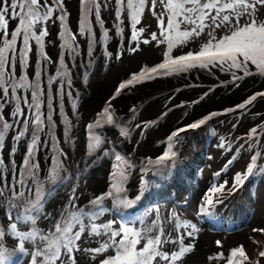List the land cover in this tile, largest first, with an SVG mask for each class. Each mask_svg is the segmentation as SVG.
<instances>
[{
    "label": "bare ground",
    "instance_id": "bare-ground-1",
    "mask_svg": "<svg viewBox=\"0 0 264 264\" xmlns=\"http://www.w3.org/2000/svg\"><path fill=\"white\" fill-rule=\"evenodd\" d=\"M44 2L45 0H39L40 4H44ZM86 2L94 12V5L98 0H86ZM182 2L183 0H157L156 6L153 8L151 0H145L144 11L140 13V23L136 27L145 29L139 39L142 41L147 38L149 43H139L138 50L135 52L130 50L137 46V43L130 39L132 15L128 16L124 13H134L139 5V0H123L120 6V18L123 20V24L119 27L115 15V0H112L107 8H101L103 27L100 26L95 15L90 13L88 19L91 34L85 32L81 35L79 31L84 16V5L81 0H63V11L66 15L62 22L57 19L61 13L55 9L49 20L33 21L31 30L36 31L37 34L43 29L48 32V35L44 37L42 51L49 59H44L35 40L30 39L31 51L28 55L27 67L22 68L17 60L15 75L17 79L27 76L28 86L18 89L17 94L27 97L31 102L32 86L37 83L36 73H40L38 90L42 92L39 104L40 112L43 113L41 117L43 124L37 131L39 137L37 148L33 157L29 158L31 163L38 164L39 168L33 169L37 179L30 190L26 185L17 186L18 189L19 187L25 189L21 192H25L26 196L14 198L13 203L20 198L28 204L18 210L21 215L24 209L37 202L36 192L39 189V199L43 201L45 211L37 218L36 224H20L18 230L34 231L35 240L40 241L42 234L47 235L49 239L41 242L45 247H49L51 240L56 238L58 233L48 230L52 229L58 220L63 224L74 223L72 216L79 213V209L82 208V206L80 208L81 204L101 197L106 190L115 194L111 185L116 182L117 178L110 177L113 171L122 170L125 173L120 180L124 189L123 198L136 200L135 197L141 192L142 182L143 184L148 182L150 177L158 173V168L163 167V162L167 159L162 160L159 164L156 161L168 151V145L176 139L183 141L187 134H192L197 129H187L179 133L180 138L172 137L170 140L171 134L202 118H205V124L199 127L198 131L204 137L220 136L225 141L231 137L233 141H236L238 137L245 136V139L242 140H246L247 137L254 134L251 131L254 126L257 129L256 132L264 134V72H261L250 62L248 75L239 69L220 71L219 67L211 66L207 69L195 67L186 73L171 75H162L165 70H159L152 74L155 78L142 77V82L122 90L118 97L110 104H106L109 97L115 93L119 83L131 79L133 74L138 75L144 68L155 67L164 61L168 43L166 37L176 38L180 32L190 31L194 27L190 22L181 23L178 27H168L170 16L178 21L186 14L184 9L194 8L195 10L198 7L191 3H185L183 9L170 8L167 5L168 3ZM203 2L204 0H201V3ZM47 3L51 6L53 0H47ZM219 3L223 5L221 0ZM18 11L20 10L18 9ZM160 14H163L164 35H161ZM188 14L195 18V11ZM256 14L258 19L264 20V6H259L256 9ZM229 15L232 19L235 18L232 9H229ZM247 19L246 15L242 16L241 23ZM210 22V18L204 20L205 24ZM17 27H23L18 23V18L10 19L7 39H11V33ZM120 27L123 28L122 36L118 34ZM105 29L109 32L107 37L103 36ZM169 29L170 32H168ZM3 31L0 28V35H3ZM226 31V28H217V39L222 37ZM153 32L157 34L158 40L163 41L162 43L158 44L157 41L151 40ZM207 33L208 28H205L199 36L193 35L187 43L183 45L176 43L171 52L172 58L184 55L189 51L194 53L198 51L202 43L208 39ZM22 36L23 31L15 44L17 55L22 47ZM93 38L95 43H93ZM66 42L69 47H65ZM105 52L111 53V56L105 55ZM8 56L11 60V50H9ZM5 71L7 73V66ZM58 72H63V77L58 76ZM233 72L240 78L233 79ZM5 78L7 79V75ZM61 79L64 81L63 95H61L60 88ZM68 80H71L70 89ZM69 91L72 93L71 96L67 94ZM0 95H3L2 88H0ZM253 95L256 96V99L246 105ZM49 99H51V108L48 107ZM8 100L9 103L5 104L3 110L4 119L0 120V124L11 121L13 134L6 141L3 150L0 151V160L4 161L3 164H0L2 181L11 180V169L13 168L16 169L17 177H20L26 166L22 162L27 156V149L31 143L30 137L37 128L32 118V110L28 109L21 101V109L24 116L28 118L29 127L25 136L16 141L15 136L18 132L24 131V118L10 117V112L14 110L11 102V89ZM73 103L76 105L75 108L72 107ZM242 103L246 105V108L242 110L244 114L240 116L236 112L241 109L237 106ZM259 105L261 107H257ZM104 107H109L118 117V125L107 130L108 137H102L101 131L98 129L104 121L101 120L104 115L102 112ZM133 108L135 110L130 111ZM211 113H216V115L209 119ZM48 115L52 117L51 122L47 119ZM89 124L93 125L91 129L87 127ZM122 128L128 129L127 136L121 135ZM93 137H98L100 144L94 150L89 151L88 145L94 143ZM261 137L264 138V135ZM184 144L187 146L190 142L186 141ZM55 148L60 152L56 157H54ZM11 149H15V153H12ZM105 150L110 156L107 161H111L112 165L105 166L96 172L98 169L88 166L91 162L86 158L95 160L101 157ZM188 151L190 152L189 148ZM173 152L178 153V151ZM116 154L121 155V161L115 160ZM186 154L188 152H185L184 156ZM175 156L169 154V158ZM179 157L181 158L180 155ZM113 165L116 167L114 168ZM54 172L81 173L83 182L73 190L72 186L75 184L73 178H69L66 183L62 184L49 180L48 177ZM32 179L31 177L29 182ZM143 191L142 197H147L149 193H146V187ZM153 191L155 190L153 189ZM228 195L223 198L227 199ZM28 196L32 197L31 201L28 200ZM70 198L73 201L72 204H69ZM263 198L264 194H261L260 201L254 206L257 212L253 223L260 226L257 228V232L253 233L254 240L249 238L248 231L232 236H218L206 231L200 232L198 229L191 239L196 243V250L186 259L178 261L177 264H218L217 259L210 260L209 257H215L221 252V258L228 260L224 257L236 247L245 248L253 260L264 258L261 255L264 251ZM239 204L242 205L243 202ZM4 208L3 226L7 227V224L12 222L9 219L11 208ZM160 213L158 217H160ZM81 218L85 224H88L83 216ZM159 220L163 222V228L166 226L172 232L175 219L167 221L159 218ZM108 222H113V227L119 225L112 217L103 223ZM75 230L74 228L73 231ZM87 232L88 235L85 231L81 234V239L76 242L80 248H88L91 244L88 241L91 235L88 230ZM153 234L156 235V231L150 233L149 236ZM218 238L221 243H217ZM6 241L9 246L16 244V239H6ZM26 246L28 247L27 243ZM169 250L172 251V248L170 247ZM109 252L111 250L104 252L103 256ZM63 253L64 249L61 248V260L65 259ZM73 256L76 258L77 264L97 263V259H91V255L86 252L74 251ZM240 262L238 261L236 264H240ZM25 264H31L29 257Z\"/></svg>",
    "mask_w": 264,
    "mask_h": 264
},
{
    "label": "snow or ice",
    "instance_id": "snow-or-ice-1",
    "mask_svg": "<svg viewBox=\"0 0 264 264\" xmlns=\"http://www.w3.org/2000/svg\"><path fill=\"white\" fill-rule=\"evenodd\" d=\"M157 0H151V5L153 8L156 6ZM82 5H84V16L81 22L80 34L83 35L85 32L91 34V29L89 27V14L92 13L95 15L97 21L100 26L103 27L104 21L101 18V8H107L112 0H98V2L94 5L93 9L88 6L86 0H81ZM123 3V0H115V15L119 25L123 24V20L120 18V6ZM185 3L195 4L198 7L194 10L192 8L184 9L185 15L179 20L176 21L172 16L168 19V27H178L179 24L190 22L194 27L191 30H185L178 34L176 38L171 36L166 37L167 43V52L165 53V59L162 63H159L155 67L144 68L139 74H133L131 79L119 83L115 93L109 97V100L106 101V104H110L112 100L118 97L121 94V91L128 88L129 86H133L135 83L142 82L141 78H155L152 74L157 73L159 70H165L162 75H171L173 73H186L190 69L195 67H200L203 69H207L210 66L215 68L219 67L220 71L231 70V69H239L244 72L245 75L249 74L248 65L249 62L252 65H255L261 72H264V20H260L257 18L256 9L259 6H264V0H233V2H227L223 5H220L219 0H204L201 3V0H183L182 3L177 4H169L170 8H179L183 9ZM145 0H139V5L137 9L134 11L131 17V41H135L137 43L136 47L131 48L130 50L135 52L138 50L139 43L148 44L149 40L147 38L140 41L139 36L141 33L145 31L143 27L137 29V25L140 23V13L144 11ZM18 9L20 11H18ZM57 10L61 13L57 17V19H64L66 13L63 11V0H53V4L50 6L45 0L44 4H40L39 0H0V28H2L3 35H0V88H2L3 95H0V120L4 119L3 110L6 103H9L8 96L9 90L11 89V102L13 103L14 110L10 112L11 118H24L23 129L24 131L18 132L15 136V140L19 141L22 137L25 136V133L29 127V121L21 109V101L23 104L30 110H32V118L34 120L37 128L33 131L30 139L31 143L27 149V156L25 160L22 162L25 165H28L27 171L21 173L18 178L16 175V169H11L12 176L10 181H2L0 178V193H2L5 189L11 191L12 195L18 197H25L26 193L18 190L17 186H27L29 190L32 187V184L36 183V173L33 169H38L39 165L30 163L29 158L33 157V153L37 148L38 135L37 131L39 130V126L43 124L42 115L40 112V97L42 92L38 90V80L40 73H36L37 83L32 86V100L31 102L27 97L18 95L17 90L20 88H24L28 86L27 84V76H22L19 79L16 78L15 75V64L16 61L19 60L21 67H27L28 55L31 51L29 46L30 39H34L37 46L41 49V55L45 60L49 58L42 51L43 49V41L44 37L48 35L46 29H43L37 34L36 31L31 30L33 27V21H47L53 15V10ZM216 9V14L211 15V10ZM224 9H232L234 12V19L230 17V15H221V12ZM205 10H208L207 12ZM195 11V18L193 15H189L188 13H193ZM247 16L248 19L241 23V17ZM160 25H161V35L165 34L164 29V21L163 14H160ZM18 18V23L23 27L15 28L11 33V39H7L8 37V22L10 19ZM210 18V23L205 24L204 20ZM205 28H208V39L202 43V46L195 53L189 51L184 55H180L176 58H172L171 52L176 43H180L181 45L187 43L189 39L192 38L193 35L199 36L201 32L204 31ZM217 28H226L227 31L225 34L217 39L216 29ZM22 36V47L17 55L15 44L17 42V38ZM121 36L123 35V28H119V33ZM109 32L107 29L103 32V36L107 37ZM151 40L157 41V43H162L163 41L158 40L157 34L155 32L151 33ZM93 43L95 40L93 38ZM65 47H69L67 42L65 43ZM12 51L11 60L9 59L8 52ZM91 54V53H89ZM105 55L111 56V53L105 52ZM119 59V56H117ZM7 66V73L5 71ZM147 74V76H146ZM7 75V79L5 78ZM58 76L63 77V72H58ZM233 79H239L240 77L236 75L235 72L232 73ZM68 87L71 88V80H68ZM61 95H63L64 81L61 79ZM69 96L72 95L71 91L67 93ZM256 99V96L253 95L246 103L251 104ZM75 103L72 104V107L75 108ZM48 107L51 108V99L48 101ZM239 108H244L245 104L242 103ZM135 109H130V111H134ZM103 114L107 115V119L109 123H112V115L109 114V107H104L102 110ZM216 113H211L208 117L209 119L212 116H215ZM48 121L51 122L52 117L48 115ZM18 122V121H17ZM99 123V121H97ZM205 124V118L200 119L198 122H193L190 125H187L185 128L178 129L177 132L171 134L169 139L172 137H179V133L186 131L187 129H198L202 125ZM12 123L9 121L3 125V128H11ZM89 129L93 127V125L89 124L87 126ZM3 128H0V132L3 131ZM256 127L254 126L251 131L252 133H256ZM121 135L127 136L128 129L122 128ZM94 143H89L88 149L89 151L94 150L99 144L100 140L98 137H93ZM2 146V145H0ZM223 147V144L221 145ZM12 153H15V149L10 150ZM173 156L176 155L173 152L172 144L168 145V151L160 157L159 160L156 161L159 164L162 160L168 159L169 154ZM105 155L108 153L105 152ZM253 160L256 159L255 156L252 157ZM116 161H121L122 157L120 154L115 155ZM4 161L0 160V164H3ZM232 160L228 161L230 165ZM115 168L116 165H113ZM160 175L161 173H157ZM111 175L116 179V182H113L111 188L115 190V194L112 191L107 192L105 195H102L99 198H96L91 201V204L94 206H98V210L88 216V213H77L72 216V221L74 223L69 222L67 226L61 223L59 220L54 224L52 229H49V232H55L59 235V243L58 246L45 247L43 243L35 244V251H32L30 247H26L27 242L35 241V233L34 231H22L18 230V222L21 217L19 214V209L21 207H25V200L20 199L17 202L12 204V208L16 210L15 219L11 214H9V219L12 221L7 227L0 225V264H14L13 257L19 252L20 254L27 255L31 261V264H54V262L60 258L61 256V248L64 249V257L65 259L61 261V264H77L76 258L73 256L74 251H82L86 253H92L93 255L90 257L95 260L96 255L102 252L107 251L108 249L114 250V255L107 257L99 262V264H153V261H167L168 264H174L175 261L179 260L185 253L190 252L192 249V245L184 246L185 237H194L198 231V227L196 223L189 222L184 220L182 223L177 218L174 224L173 230L178 231L180 229H185L181 235L172 238L173 243H177L180 245L178 249L172 251L163 250V246L168 242V236L165 233L163 228L159 229V233L154 236H149L150 233L154 231V229L158 228L159 225V217L156 218V221L153 222L151 227H146L143 232L139 230H133L132 227L128 225H132L136 223L133 220H126L124 223H121L119 228H113V222H108L104 224H96L94 223L101 215H103L108 209L102 206V201L105 197H112L117 203H131V201H125L123 199L124 189L121 186L120 180L124 177L125 173L121 170L119 172L113 171ZM162 175L167 176V173H163ZM219 175V173L217 174ZM27 177H32V181L29 182ZM246 179V177L244 178ZM240 174L235 176V183L233 184V189L237 187V185L244 182ZM226 181L220 184L219 187H213L211 189L212 193L221 192L224 190L226 186ZM146 185L143 184L141 186V192L138 194L135 199L139 201L144 194V188ZM39 189H37L36 196L37 202L32 204L31 212L34 213L33 218L31 219L32 224H36L37 218L43 212V201L39 199ZM120 194V195H116ZM32 197L28 196V200L31 201ZM219 199V198H218ZM6 201L0 199V204H4ZM73 201L70 198L69 204H72ZM206 203L211 205L213 203L211 196L206 198ZM199 210V206H198ZM47 215V214H45ZM87 217L88 224L84 223V220L81 216ZM24 220L27 221L28 217L25 216ZM78 226V227H77ZM76 229L73 231V229ZM101 229H103V235L107 238L99 241V246L95 248H80L76 242L81 239V234L86 230L89 231V235L95 234L96 236H101ZM164 236L165 239L162 240L161 237ZM117 237H120L117 240ZM146 239V243L138 250L137 245L141 242V240ZM6 239H16V244L9 246L6 243ZM49 237L47 235H41V241L48 240ZM222 255V254H221ZM231 255L235 257L237 255V250H233ZM264 256V253H261ZM43 257V259H41ZM157 258H159L157 260ZM216 257H209V259H214ZM228 264H232V261L229 260Z\"/></svg>",
    "mask_w": 264,
    "mask_h": 264
},
{
    "label": "rangeland",
    "instance_id": "rangeland-1",
    "mask_svg": "<svg viewBox=\"0 0 264 264\" xmlns=\"http://www.w3.org/2000/svg\"><path fill=\"white\" fill-rule=\"evenodd\" d=\"M231 1H233V0H221V3L225 4V3L231 2ZM167 5H169V3ZM167 9H168V6H167ZM192 9H194V8H192ZM212 11H213V13L211 15H215L216 14V9H212L211 12ZM132 14H133V12L124 13V15H128V16L132 15ZM226 14L229 15V9H224L221 12V15H226ZM168 32H170V29L168 30ZM262 104H260V105H262ZM260 105L257 106V107H261ZM257 107H256V109H257ZM236 113H237V115H240V116H241V114L242 115L244 114V112H242V110H240V111H238ZM254 134H255L256 137H253V138H248L247 137L246 140H242V139H245V136L238 137V139H237L238 141L237 140L233 141V139H231V141L228 143V146H229L230 149L224 143L225 141H224L223 137L215 136L214 138H212L211 139L212 143H211L209 148L206 147V144H207V141H208L207 139L202 138V137L201 138L195 137V140L197 141V143L199 145V148L202 149V146L204 147L203 156L205 157V159L209 163V165L206 168L205 172L202 171V174H203V177H204V179H202V181L204 183L203 186L205 188H204L203 193L200 196H204L207 193V191H208V186L207 185L212 186V188L214 186L217 187L215 185L214 181L210 180V178H214L216 181H219L221 184L226 181L227 183H226V186H225L223 191H227V192L230 191V193H231L232 191H234L238 187V185H237V187L235 189H233V187H232L233 184L235 183V176L237 174H240L241 177H242V176H244V174H246L248 164L252 161L250 159V155H257L259 157V160H260V157H261V153H259L258 151H254L255 153H253V154L247 151L249 149V144L251 143L252 146H254V147L260 146L263 149V153H264V138L261 137L264 134L263 133H259V132H256ZM258 137H261V138L256 139ZM222 144H223V147H221ZM189 145L190 144H187V146H186L187 149L189 148ZM229 150L231 152H229ZM246 151L248 153H246ZM231 156H234L236 158H234L232 160V163L229 165L228 161L231 160ZM218 173H219V175H217ZM259 175H260V173H259ZM257 180H260V183L258 185V187L260 189L259 190L260 192L258 191V188H257L256 191L253 192V193L254 194L258 193L259 194V196H258V202H259L260 199H261V194H264V178H262L261 175H260V178H258ZM245 186H246L245 189H243L241 191V193H245L246 191L248 192V191L251 190V188H252V179H250L249 182L245 184ZM223 191H221V192H223ZM221 192H217V196ZM247 192H246V194H247ZM225 196H227V195H225ZM225 196H223V197H225ZM214 198H216V196ZM263 200H264V198H263ZM200 202L201 201H199V203ZM256 205H257V203H256ZM255 222H257V220H255ZM259 227H260L259 225L252 223L250 225V228L248 230H246V231H248V233H250L249 238L251 240H254V234L253 233L257 232L254 229L255 228H259ZM239 250L244 252L241 248H239ZM244 254H245V252H244ZM261 260L264 263V258L263 257H261ZM250 261H251L250 262L251 264H253V263L257 264V262H259V263L262 262L260 260H251V259H250Z\"/></svg>",
    "mask_w": 264,
    "mask_h": 264
}]
</instances>
